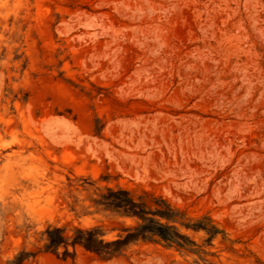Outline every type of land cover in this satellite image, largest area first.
I'll return each mask as SVG.
<instances>
[{
    "label": "rangeland",
    "instance_id": "1",
    "mask_svg": "<svg viewBox=\"0 0 264 264\" xmlns=\"http://www.w3.org/2000/svg\"><path fill=\"white\" fill-rule=\"evenodd\" d=\"M110 189L191 243L48 252ZM0 264H264V0H0Z\"/></svg>",
    "mask_w": 264,
    "mask_h": 264
},
{
    "label": "trees",
    "instance_id": "2",
    "mask_svg": "<svg viewBox=\"0 0 264 264\" xmlns=\"http://www.w3.org/2000/svg\"><path fill=\"white\" fill-rule=\"evenodd\" d=\"M106 205L112 209L121 210L125 215L139 218L143 224L136 228L134 232L127 235L125 239H119L112 242L103 240L102 235L98 229H77L72 238L65 235L62 228L48 229V252L57 253L62 246L68 247L70 244L73 247H83L88 252L103 258H112L124 247L139 239H148L149 235L157 236L165 242L176 244L184 247L190 240L182 235L177 228L169 224L161 223L160 221L151 217H160L167 221L175 222L179 214L174 211L171 206L165 201L158 200V208L151 210L144 202H137L127 190H108V193L103 197ZM196 229H201V226H195ZM69 255L68 250L64 253Z\"/></svg>",
    "mask_w": 264,
    "mask_h": 264
}]
</instances>
